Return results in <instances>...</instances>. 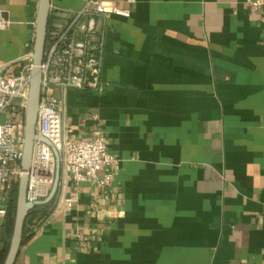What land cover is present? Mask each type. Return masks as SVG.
<instances>
[{
    "label": "crops",
    "instance_id": "obj_1",
    "mask_svg": "<svg viewBox=\"0 0 264 264\" xmlns=\"http://www.w3.org/2000/svg\"><path fill=\"white\" fill-rule=\"evenodd\" d=\"M86 1L52 0L50 19ZM103 1L132 11L105 22L104 90L53 93L69 137L100 129L119 169L70 182L72 207L29 226L16 264H264V4ZM39 3L0 0L11 71L33 53Z\"/></svg>",
    "mask_w": 264,
    "mask_h": 264
},
{
    "label": "built area",
    "instance_id": "obj_2",
    "mask_svg": "<svg viewBox=\"0 0 264 264\" xmlns=\"http://www.w3.org/2000/svg\"><path fill=\"white\" fill-rule=\"evenodd\" d=\"M133 4L135 0H126ZM264 2L257 0L258 8ZM131 9L108 4L103 0H87L74 13H56L50 19L45 58L42 64V97L38 111L33 159L28 175L27 201L45 200L54 185L57 158L49 140L60 154L62 174L59 189L49 211L70 209L75 198L68 197L67 185L89 182L107 186L119 169V158L108 150L103 132L97 129L92 137L74 140L69 137L64 116V101L53 89L102 92V34L111 17L129 18ZM264 24V15L261 17ZM12 26V20L0 9V31ZM33 54V53H32ZM27 55L18 69L0 63V217L5 220L8 203L19 192V182L25 174L22 167L26 131V108L30 92L33 58ZM106 170V171H105ZM45 205L35 207L37 209ZM33 209V210H34ZM41 218L30 224L37 230Z\"/></svg>",
    "mask_w": 264,
    "mask_h": 264
},
{
    "label": "water",
    "instance_id": "obj_3",
    "mask_svg": "<svg viewBox=\"0 0 264 264\" xmlns=\"http://www.w3.org/2000/svg\"><path fill=\"white\" fill-rule=\"evenodd\" d=\"M51 10L52 0H40L37 17L36 35L34 41V50L32 54L34 67L31 73L32 80L26 108V131L24 142V155L22 159V167L25 174L21 177L19 182L17 211L15 216L14 229L10 240L7 256L3 264H16L21 251V247L24 242L25 222L27 217L29 216V213L37 206L47 205L53 202L57 195L61 180L62 164L60 154L49 140L43 139L53 148V151L57 158V171L55 182L49 196L45 200L37 203H30L27 201V189L29 179L26 172L31 166L33 159L34 142L38 138L36 127L38 121V111L42 97L43 80L41 67L45 58Z\"/></svg>",
    "mask_w": 264,
    "mask_h": 264
},
{
    "label": "trees",
    "instance_id": "obj_4",
    "mask_svg": "<svg viewBox=\"0 0 264 264\" xmlns=\"http://www.w3.org/2000/svg\"><path fill=\"white\" fill-rule=\"evenodd\" d=\"M17 199L18 193L13 196V198L8 203V213L6 219L4 220L1 231H0V264L4 263V260L7 256V252L10 245V240L13 234L15 216L17 211ZM49 211V207L47 205L39 207L37 209L32 210L29 213V216L25 222L24 234L27 232H31L29 230V224L36 218H38L41 214L45 215ZM40 218V217H39Z\"/></svg>",
    "mask_w": 264,
    "mask_h": 264
}]
</instances>
